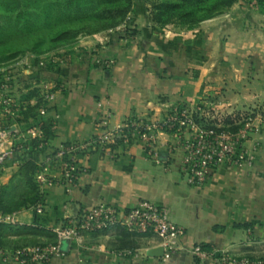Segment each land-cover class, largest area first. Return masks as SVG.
I'll list each match as a JSON object with an SVG mask.
<instances>
[{
  "label": "crops",
  "instance_id": "obj_1",
  "mask_svg": "<svg viewBox=\"0 0 264 264\" xmlns=\"http://www.w3.org/2000/svg\"><path fill=\"white\" fill-rule=\"evenodd\" d=\"M165 35L159 36L160 42L142 44L138 48L141 53L136 54L129 50L112 52L115 46L106 44L108 36H99L98 55L117 62L104 70L68 69L67 82L46 105L42 127L36 123L37 116L33 122L32 117L21 115V126H34L42 134L46 130L45 144L37 146L42 151L36 162L62 144L89 140L102 129L98 121L106 113L108 126L113 127L127 118L161 121L174 108L193 110L205 104L213 110L231 112L260 103L264 94L261 56L248 58L239 53L240 41H227L222 48L208 42L206 47L199 33H175L171 40ZM226 60H232L235 67ZM24 91L25 86L19 90L21 94ZM252 138L258 145L252 166L217 164L200 185L186 182L180 169L182 149L168 150L174 140L165 131L157 132L158 160L148 157L140 142H131L127 148L117 144L114 158L89 148L77 156V164L86 171L72 186L36 183V205L30 203L31 190L18 164L9 159L0 168V203L8 210L0 212V246L15 250L53 243V229L85 208L104 202L124 210L148 199L165 206L171 220L183 229L177 250L161 257L147 256L149 249L160 246L158 239L115 226L84 233L80 242L70 246L63 242L64 256L43 264H207L191 254L196 244L264 258L263 122ZM50 172L58 173L55 165ZM22 201L29 203L18 206ZM38 205L42 206L41 213L35 211ZM128 249L144 256L133 259L121 254Z\"/></svg>",
  "mask_w": 264,
  "mask_h": 264
},
{
  "label": "rangeland",
  "instance_id": "obj_2",
  "mask_svg": "<svg viewBox=\"0 0 264 264\" xmlns=\"http://www.w3.org/2000/svg\"><path fill=\"white\" fill-rule=\"evenodd\" d=\"M187 32L199 33L206 47L211 42L222 48L227 41H240L239 53L264 59V0H0V79L8 74L13 98L36 106L40 128L45 114L40 106L46 107L62 89L68 69L110 68L97 61L99 36H108L106 44L115 46L112 52L136 54L142 44L160 42L162 34L171 40L175 33ZM113 61L111 67L117 59ZM231 61L226 60L235 67ZM46 90L52 93L51 100L45 101ZM203 105L207 113L226 112ZM235 113H260L264 118V94L260 103L231 111L222 122ZM25 125L21 129L29 128ZM130 256L141 259L144 254L132 250Z\"/></svg>",
  "mask_w": 264,
  "mask_h": 264
},
{
  "label": "built area",
  "instance_id": "obj_3",
  "mask_svg": "<svg viewBox=\"0 0 264 264\" xmlns=\"http://www.w3.org/2000/svg\"><path fill=\"white\" fill-rule=\"evenodd\" d=\"M97 61L106 67L114 63L112 59L102 56H98ZM9 80L8 74L2 75L0 79V168L22 151L23 143L37 139L40 140L38 147L45 144L41 131L36 127L21 129V111L27 107V103L13 98ZM44 98L45 101L51 100L52 93L46 90ZM45 108L43 104L40 111L45 112ZM226 115H230V112L207 113V110L198 105L193 110L174 108L161 121L127 118L109 127V114L106 113L98 121L102 129L89 140L65 143L52 153L44 155L38 162L35 179L41 186H72L86 171L85 167L77 164V156L79 152L89 148H97L103 156L114 158L117 144L127 148L131 142H140L144 153L158 160L157 132L165 131L174 140L168 145V150L172 151L176 147L182 149L180 169L186 182L189 185H200L217 164L252 166L256 158L258 145L252 137L263 122V116L260 113L232 114V124L235 126L232 128V125L222 122ZM52 164L58 169L57 174H51ZM35 211L41 213L42 206H36ZM115 226L158 239L163 248L162 256L177 250L179 238L183 234V229L171 220L168 209L152 200H140L124 210L101 202L81 210L77 216L64 219L53 229L56 237L54 243L15 250L0 246V264H7L9 261L19 264L47 263L53 258L64 256L63 242L70 246L80 242L84 233L105 231ZM191 252L194 258L209 260L210 264H264V258L236 255L222 249L206 248L201 244L194 245ZM122 254L131 255L132 250H124Z\"/></svg>",
  "mask_w": 264,
  "mask_h": 264
},
{
  "label": "trees",
  "instance_id": "obj_4",
  "mask_svg": "<svg viewBox=\"0 0 264 264\" xmlns=\"http://www.w3.org/2000/svg\"><path fill=\"white\" fill-rule=\"evenodd\" d=\"M22 115L25 119H27L28 117H32L33 122H35L36 106H27L26 110L22 112ZM229 119H230L229 117L226 118L224 123L229 124ZM230 120H232L233 122V119ZM232 128H235V126H233ZM45 132L46 130L44 131V133ZM39 143L40 140L37 139H32L27 143H24V146L26 147L23 150L24 152L16 153L12 160V161H18V166H19L18 168L20 170L19 173L22 175L23 180L25 181V183L29 185L31 190V194H30L31 197L29 198L30 203L32 204L34 203L35 205L38 203L39 200V190L36 184L37 182L35 180V174L36 171L38 170V163L36 162V159L38 154L42 151V150H38L37 148ZM28 203L29 202L27 201H22L21 203L18 204V206L26 205ZM0 212L2 213L8 212L7 207L2 203H0ZM202 246L206 247L205 245Z\"/></svg>",
  "mask_w": 264,
  "mask_h": 264
},
{
  "label": "water",
  "instance_id": "obj_5",
  "mask_svg": "<svg viewBox=\"0 0 264 264\" xmlns=\"http://www.w3.org/2000/svg\"><path fill=\"white\" fill-rule=\"evenodd\" d=\"M147 256L161 257L163 255V248L161 246L151 248L146 252Z\"/></svg>",
  "mask_w": 264,
  "mask_h": 264
}]
</instances>
